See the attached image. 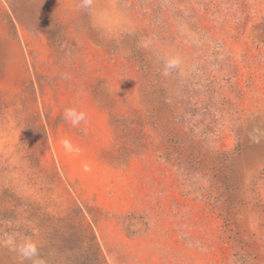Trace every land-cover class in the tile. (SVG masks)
<instances>
[{
	"label": "rangeland",
	"instance_id": "374dc122",
	"mask_svg": "<svg viewBox=\"0 0 264 264\" xmlns=\"http://www.w3.org/2000/svg\"><path fill=\"white\" fill-rule=\"evenodd\" d=\"M9 1L0 0V192L53 212L77 196L98 206L92 229L107 264H264V0H93L87 10L82 0H33L26 21L38 30L16 17L11 27ZM46 11L59 23L55 42ZM171 58L179 66L165 75ZM149 86L171 90L175 124L203 161L157 157L160 136L142 105ZM108 105L139 117L149 142L124 165L102 155ZM68 108L86 119L73 125ZM28 115L46 132L33 168L21 144ZM235 152L224 190L215 165ZM38 171L60 181L45 193V182L33 186ZM21 232L0 227V264H31L5 243L30 237ZM36 239L53 264L44 235Z\"/></svg>",
	"mask_w": 264,
	"mask_h": 264
},
{
	"label": "trees",
	"instance_id": "16d2710c",
	"mask_svg": "<svg viewBox=\"0 0 264 264\" xmlns=\"http://www.w3.org/2000/svg\"><path fill=\"white\" fill-rule=\"evenodd\" d=\"M33 0H10L8 8L11 12V27L15 26V20L23 22L28 29H41L42 25H36L37 22H28L26 19L33 14L30 3ZM46 10V8H45ZM45 13V33L50 41L55 42L54 25L59 23L48 18ZM25 15L26 17H23ZM53 21V23H52ZM14 24V25H13ZM44 31V30H43ZM143 71L147 70L148 65L143 63ZM148 81V80H147ZM159 78L155 79L157 85ZM149 82V81H148ZM145 90V89H143ZM142 92V90H141ZM101 91L93 89V97L97 103L102 106ZM148 118L155 120V130L160 136L161 150L157 151V157L164 160L178 158L177 163L187 167L191 160L203 161L202 157L193 158L194 153L187 150L188 143L182 135V127L175 124L174 116L176 111L171 107V90L166 88L159 89L155 86H149L145 90V102L142 104ZM110 107V105H108ZM109 125L112 130V138L106 148L103 149L102 155L104 160L114 165H124L128 160L145 149L149 142L146 140V134L143 130L142 122L139 117L128 114H116L111 107L109 108ZM24 137L21 142L26 152V159L31 168L37 162V155L43 150L46 144V132L44 126L39 124L34 116H26L23 119ZM159 127V129L157 128ZM236 149V147L234 148ZM199 154V153H198ZM228 154V152H227ZM237 155L229 154L228 158L215 165L217 174L216 181L225 190L230 184L228 175L231 173V158ZM178 156V157H175ZM35 174L33 186L45 182V193L49 191V186L60 181V177L54 172L45 171V174L38 171ZM40 174L42 177H40ZM38 182V180H40ZM72 187L67 190L72 191ZM39 191H43L39 188ZM234 202V203H233ZM227 206L236 204L232 199L226 201ZM26 206L28 215L24 221L17 220L18 209ZM232 206V205H230ZM101 209L89 203V201L77 196L72 199L70 205L60 212H53L49 209L47 203L42 207H34L28 203H21L10 187L1 188L0 192V227L3 230H22L24 235H29L34 241L39 233L44 235L45 239V256L53 264H107L96 242L92 225L95 219L102 217ZM21 232V233H22Z\"/></svg>",
	"mask_w": 264,
	"mask_h": 264
},
{
	"label": "clouds",
	"instance_id": "9594fccd",
	"mask_svg": "<svg viewBox=\"0 0 264 264\" xmlns=\"http://www.w3.org/2000/svg\"><path fill=\"white\" fill-rule=\"evenodd\" d=\"M93 0H82L81 7L85 10L90 9ZM179 66V60L177 58L167 59L164 63L165 72L167 75L170 70L175 69ZM65 118L70 119L73 125L79 124L81 121L85 120V114L83 112H77L75 108H68L65 111ZM67 141L65 145L67 146ZM5 243L12 248L13 251L21 257L22 260L31 261V264H44V261L40 258L39 248L35 241L30 237H23L20 239H15L9 237Z\"/></svg>",
	"mask_w": 264,
	"mask_h": 264
}]
</instances>
